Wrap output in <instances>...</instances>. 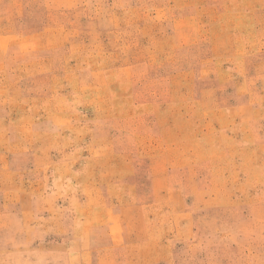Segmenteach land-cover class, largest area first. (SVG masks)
I'll return each mask as SVG.
<instances>
[{"label":"rangeland","instance_id":"1","mask_svg":"<svg viewBox=\"0 0 264 264\" xmlns=\"http://www.w3.org/2000/svg\"><path fill=\"white\" fill-rule=\"evenodd\" d=\"M0 264H264V0H0Z\"/></svg>","mask_w":264,"mask_h":264}]
</instances>
